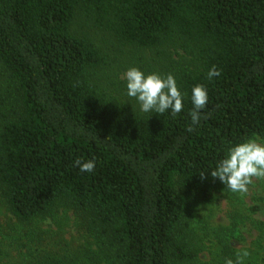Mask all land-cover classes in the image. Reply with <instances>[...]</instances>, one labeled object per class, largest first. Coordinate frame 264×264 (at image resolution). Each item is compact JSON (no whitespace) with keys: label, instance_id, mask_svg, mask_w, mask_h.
Listing matches in <instances>:
<instances>
[{"label":"trees","instance_id":"obj_1","mask_svg":"<svg viewBox=\"0 0 264 264\" xmlns=\"http://www.w3.org/2000/svg\"><path fill=\"white\" fill-rule=\"evenodd\" d=\"M130 67L172 74L182 111L142 113ZM197 84L208 102L193 124ZM249 138L264 140V0H0V203L32 236L73 212L82 239L18 264L196 263L198 215L226 187L211 169ZM239 222L217 233L213 264L243 252ZM255 246L245 264L264 261Z\"/></svg>","mask_w":264,"mask_h":264},{"label":"rangeland","instance_id":"obj_2","mask_svg":"<svg viewBox=\"0 0 264 264\" xmlns=\"http://www.w3.org/2000/svg\"><path fill=\"white\" fill-rule=\"evenodd\" d=\"M125 72L122 74V78ZM260 141L263 139L258 138ZM253 182L248 185L246 193H233L226 187L221 191H214L212 202L204 206L198 215L202 233L206 228L208 234L203 239L204 249L200 252L198 260L194 264H213L217 259L219 244L217 233L222 229H230L235 214L240 216L238 224L240 230L237 238L232 242L237 250L245 251L256 248L255 245L264 246V179L252 178ZM254 209V210H253ZM262 225V231L257 226ZM31 227V226H30ZM38 236L29 235L28 226L20 224L17 219L9 213L0 203V242H3L2 249L9 257L5 262L10 264L23 263L26 257L20 256L19 252L28 253L30 248L38 247V254L35 253L33 262L44 260L45 256L57 255L69 245L76 248L81 243V234L77 232L75 215L73 212L61 209L53 218H47L39 222ZM201 236H204L202 233ZM261 238L260 244L256 241ZM264 257V250L261 251ZM264 264V261H260Z\"/></svg>","mask_w":264,"mask_h":264},{"label":"clouds","instance_id":"obj_3","mask_svg":"<svg viewBox=\"0 0 264 264\" xmlns=\"http://www.w3.org/2000/svg\"><path fill=\"white\" fill-rule=\"evenodd\" d=\"M220 71L215 65L207 73L208 79L217 77ZM126 95L134 99L142 113L179 114L184 108V94L180 91L176 78L172 74L161 76L159 73L145 74L137 67H130L125 74ZM193 105L190 113L193 124H198L201 110L208 102V91L202 84L194 85L190 96ZM81 173H91L96 160L75 161ZM211 176L218 178L230 192L246 193L248 185L256 179H264V141L249 138L233 144L226 150L223 158L211 169ZM250 253L245 250L235 254V259L225 257L223 264H245Z\"/></svg>","mask_w":264,"mask_h":264}]
</instances>
